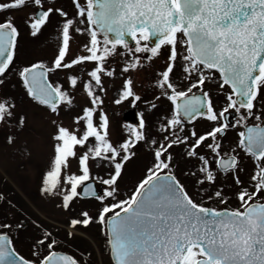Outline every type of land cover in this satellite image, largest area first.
I'll return each mask as SVG.
<instances>
[{"label": "snow or ice", "instance_id": "obj_1", "mask_svg": "<svg viewBox=\"0 0 264 264\" xmlns=\"http://www.w3.org/2000/svg\"><path fill=\"white\" fill-rule=\"evenodd\" d=\"M68 2L71 11L59 0H0V85L15 75L53 117L40 192L57 196L65 212L78 200L99 205L95 215L81 209L68 219L66 239L98 226L114 264H264V0ZM17 12L34 39L55 23L48 63L18 66ZM149 68L150 96L137 90ZM116 81L113 104L144 108L114 126L105 102ZM16 107L12 96L0 98V124H11ZM142 151L143 174L122 192ZM230 197L237 207L209 206ZM62 247L46 230L32 255L38 264H87L92 255ZM0 264L37 262L0 232Z\"/></svg>", "mask_w": 264, "mask_h": 264}, {"label": "rangeland", "instance_id": "obj_2", "mask_svg": "<svg viewBox=\"0 0 264 264\" xmlns=\"http://www.w3.org/2000/svg\"><path fill=\"white\" fill-rule=\"evenodd\" d=\"M59 3L67 6L71 11L68 0H59ZM14 16L22 32V40L16 52L18 66L51 61L57 49L55 23L47 32L34 39L28 35L21 20L25 12H17ZM66 41L67 36H65ZM51 78L56 79L55 75ZM60 78H63L62 74ZM151 79L150 68L137 77V90L141 91L142 95H151ZM119 86V81L108 85L110 92L105 102L114 126L118 123H131L130 115L143 111L144 108L142 104L132 108L127 102L118 106L113 104L112 100ZM6 93L17 100V107L12 111L11 124L7 122L0 124V225L10 224L12 227H0V232H5L11 237L16 252L27 260L39 261V257L32 255L33 245L37 239L46 235L47 230L52 233L58 243L63 245L62 251L71 254L91 252V257L84 256L87 264H112L99 227L92 226L77 233L73 238L75 240L70 239L72 244H69V239L65 237L66 231H69L67 221L71 216L76 215L81 209L95 215L99 205L95 201L78 200L72 211L65 212L57 206L59 203L57 196L42 195L40 192L43 174L49 168L53 156L54 141L51 139L55 131L51 124L53 117L27 99L15 75L9 76L6 83L0 85V98L6 96ZM82 99L80 97L81 101ZM21 114L26 117L23 129L18 124ZM3 115L5 113L0 110V116ZM62 118L64 123L70 126L71 117L63 116ZM114 135H119L115 129ZM8 137H12V142H9ZM70 142L71 138L66 136V149ZM146 163L147 159L143 151L138 158H134L133 162L129 163L128 176L122 192L130 190L131 185L143 174ZM75 167L73 164V171ZM58 175L59 167L57 166L56 171L48 178L50 187L58 185ZM80 241L87 242V245H81ZM36 247L43 254V246L36 245Z\"/></svg>", "mask_w": 264, "mask_h": 264}, {"label": "flooded vegetation", "instance_id": "obj_3", "mask_svg": "<svg viewBox=\"0 0 264 264\" xmlns=\"http://www.w3.org/2000/svg\"><path fill=\"white\" fill-rule=\"evenodd\" d=\"M6 95H8L7 93H6ZM245 163H247V161H245ZM223 187H224V190L226 191V192H231V190H232V182H231V180H229V179H225L224 181H223ZM81 201H85V202H88V201H92V200H81ZM209 206H214V207H218V208H235V207H237V202L234 200V199H232L231 197L229 198V203L228 204H225V205H218V204H211V205H209ZM97 228H98V226H97ZM73 240H75V239H73ZM69 244H72V242H71V240H69ZM83 241H80L79 243L81 244V245H87V242H83ZM90 242H92V240L90 241ZM107 245V244H106ZM66 252V251H65ZM107 252H108V257H109V259H110V261H111V263L113 264V262H112V260H111V256H110V252L108 251V246H107Z\"/></svg>", "mask_w": 264, "mask_h": 264}]
</instances>
